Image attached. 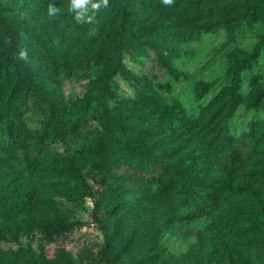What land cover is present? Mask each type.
I'll use <instances>...</instances> for the list:
<instances>
[{"label":"rangeland","instance_id":"obj_1","mask_svg":"<svg viewBox=\"0 0 264 264\" xmlns=\"http://www.w3.org/2000/svg\"><path fill=\"white\" fill-rule=\"evenodd\" d=\"M114 2L131 10L136 24L155 28V35L136 37L128 30L115 42L113 15L103 14L86 40L96 35L98 44H107L108 60L80 68V33L88 21L75 18L71 0H56L52 16L46 0H0V12L23 28L24 58L33 63V50L42 48L65 65L60 83L46 88L62 99L76 125L49 136L33 168L0 153V264H105L102 255H117L115 264H264V166L245 180L255 187L249 193L212 165L228 140L253 129L264 135V12L254 11L250 21L254 0ZM208 23L219 24L218 30L170 45L172 32ZM144 40L175 75L153 65ZM256 45L258 54L227 88L233 61ZM3 47L0 33V54ZM204 85L208 91L198 98ZM177 115L196 124L200 142L168 137ZM25 120L37 128L41 114L30 109ZM111 121L129 130L118 133ZM152 162L192 169L225 191L223 203L176 223L179 179L149 183L143 174ZM59 221L68 228L47 238L43 226ZM157 227L164 232L157 235Z\"/></svg>","mask_w":264,"mask_h":264},{"label":"trees","instance_id":"obj_2","mask_svg":"<svg viewBox=\"0 0 264 264\" xmlns=\"http://www.w3.org/2000/svg\"><path fill=\"white\" fill-rule=\"evenodd\" d=\"M55 2L56 0H46L48 6L55 5ZM254 3L256 8L249 14L250 21L255 20L252 16L254 11L264 12V0H254ZM106 13L113 15L109 29L115 42H121L128 30L136 37H152L156 33L152 26L136 24L129 8L118 7L114 0H108L106 5L89 9L88 14L92 15L93 19L85 25L88 29L80 33L82 41L78 58L80 68L86 67L92 61L108 60L107 44H98L96 35H90L86 40L89 29ZM218 28L219 24L208 23L185 33L172 32L169 35L170 45L196 40L200 34L215 32ZM22 30L17 21L7 19L0 12V33L4 41L0 54V153L8 157H17L25 167L33 168L44 151L47 138L59 137L67 129L74 130L76 125L69 122L62 99L46 88L47 85L60 83L62 75L66 73L65 65L42 48L33 50L31 56L33 63L26 60ZM133 46L132 42L126 44L128 51H132ZM142 46L144 50L153 52L152 62L155 67L175 75L174 68L164 60L153 44L144 40ZM258 50L259 45H256L250 53L233 61L226 82L227 88L233 87L239 68L244 62L251 61L258 54ZM95 54L98 55L96 60ZM207 91L208 86H202L197 97L202 98ZM30 109H36L41 114L40 126L37 128H30L25 120V114ZM111 125L118 133L129 130L116 121H111ZM167 127L168 137L175 141L192 144L202 139L196 130V124L185 121L182 116L177 115L170 120ZM212 165L226 181L239 184L238 190L254 193V185L245 180L257 175L255 173L262 170L260 165L264 166V135L253 129L228 140L226 146L214 153ZM143 176L151 184L168 181L173 176L179 179L178 195L181 208L174 218L176 223L198 219L204 216L207 210L217 209L224 201L225 191L223 192L222 188L217 191V184L198 178L188 167L177 169L173 165L152 162L150 172ZM67 228L68 224L61 221L43 226L46 237L50 239L57 238ZM163 232V227L156 228L157 235ZM100 259L105 264H115L117 255L110 258L102 255Z\"/></svg>","mask_w":264,"mask_h":264},{"label":"clouds","instance_id":"obj_3","mask_svg":"<svg viewBox=\"0 0 264 264\" xmlns=\"http://www.w3.org/2000/svg\"><path fill=\"white\" fill-rule=\"evenodd\" d=\"M108 0H100V2H91V0H71V8L75 10V18L80 20L90 21L93 19L92 15H89V9H97L102 5H106ZM165 3H169L170 0H164ZM56 7L50 6L48 8V14L50 16L54 15L56 12Z\"/></svg>","mask_w":264,"mask_h":264}]
</instances>
